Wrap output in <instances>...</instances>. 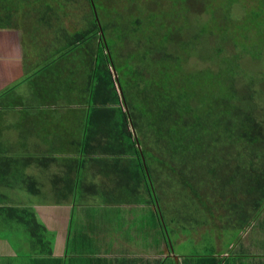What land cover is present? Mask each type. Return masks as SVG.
Returning a JSON list of instances; mask_svg holds the SVG:
<instances>
[{
  "label": "trees",
  "instance_id": "obj_1",
  "mask_svg": "<svg viewBox=\"0 0 264 264\" xmlns=\"http://www.w3.org/2000/svg\"><path fill=\"white\" fill-rule=\"evenodd\" d=\"M196 1L0 0V220L22 223L34 249L51 251L47 226L30 204L10 202L11 189L41 193L33 166L102 168L122 188L132 179L130 196L143 184L160 199L159 169L168 174L162 185L182 180L193 201L224 210L235 229L263 208L264 83L231 61L234 46L260 36L264 0L242 17L233 14L239 0L227 10L207 1L203 15ZM200 34L213 38L216 56L226 47L229 56L191 66ZM15 45L23 49L20 66ZM13 108L25 123H11ZM12 131L21 139L9 138ZM23 137L45 148L30 151Z\"/></svg>",
  "mask_w": 264,
  "mask_h": 264
},
{
  "label": "crops",
  "instance_id": "obj_2",
  "mask_svg": "<svg viewBox=\"0 0 264 264\" xmlns=\"http://www.w3.org/2000/svg\"><path fill=\"white\" fill-rule=\"evenodd\" d=\"M50 166L53 176H48L46 169L41 177L48 182L53 196L41 191L36 196L50 197L41 205L28 200L10 202L33 205L47 226L51 251L34 249L29 231L21 233L24 247L22 243L15 247L13 231L2 232L0 264H264V206L237 229L226 226L227 215L223 214L198 220L197 224L186 216H172L169 225L162 201L152 198L153 193L143 189L147 188L143 184L135 196H130L126 189L128 183H135L132 179L125 180L122 188L123 181L103 173L102 168L66 171L56 164ZM80 171L85 178L79 184ZM236 218L230 216L233 221ZM5 223L14 225L12 219L8 222L6 218ZM207 231L215 235L210 245L213 248L192 254L177 249V243L181 246L191 239L199 242Z\"/></svg>",
  "mask_w": 264,
  "mask_h": 264
},
{
  "label": "rangeland",
  "instance_id": "obj_3",
  "mask_svg": "<svg viewBox=\"0 0 264 264\" xmlns=\"http://www.w3.org/2000/svg\"><path fill=\"white\" fill-rule=\"evenodd\" d=\"M207 1H210V0H197L195 2V5L197 6L196 12L198 15L205 14L204 8H205V5L207 4ZM252 1L253 0H239V2L237 1V3L234 5L233 14H235L236 17L237 16L242 17V15L246 14L250 5H253V6L255 5V3ZM240 2L243 4H239ZM216 3L219 7H221L222 10H227L228 7L231 5L232 0H216ZM244 9L246 10L245 12H244ZM199 27H200L199 25L193 26V29H191V35H190L189 41L193 40V35L197 33ZM210 27L211 26H208L207 29H210ZM212 29L215 30L214 25L212 26ZM252 34L250 35L251 42L253 43L252 45L247 46L245 45L244 41H240L237 44V46H234L237 48L236 55L238 57L235 58V60L231 62L233 65H235L236 63H240V65L244 66L245 69L247 70V71H244L246 74L255 75V76L257 75L259 77V80H262L260 82L264 83V28L259 32L260 36L252 35ZM200 37L201 38H200L199 43L194 44L191 47L192 50H190L191 55H193V58L191 59V66L200 65V66L205 67V66H209L210 63L212 65H215L216 63H220L222 59H226L229 56L228 54L231 53L229 48L226 47V50L222 54H219V56H216L214 47L215 48L217 47L215 46L216 44L214 43L213 38L207 34L206 35L200 34ZM4 44L5 46L10 47L9 40L4 42ZM14 47L16 48L13 49V58H15V62H17V65L20 66L19 62L22 61L23 49H22V46L15 45ZM240 52L246 53V54H241ZM16 58H18V61L16 60ZM239 59L241 60L239 61ZM260 90L264 92V86L263 88L260 87ZM259 104L264 105V96L261 97ZM7 112L9 113V115H11L9 119L11 123H25V122H21L19 118L17 117V115H13L15 113L14 108L10 109ZM20 135L21 134L18 131H12L11 133H9L8 137L11 139H21ZM23 140L27 143L30 151H38V150L45 148V146L42 144L38 145V144L28 143L29 141L26 140L24 137H23ZM20 146L21 144L19 146H16V148L20 149ZM51 147L54 149L56 148L55 146H51ZM38 152H41V151H38ZM33 154H35V152ZM248 160H249L248 158H243L242 162H246ZM29 171L33 174L38 173L41 176L40 167L33 166L29 169ZM247 172H249V169H246V173ZM47 174L48 176H53L52 169H48ZM164 174L165 175H163V172H161V170L159 169L155 170V177H156L155 179H156V184L158 185L157 190L159 192V196L162 201V209L164 210V216L169 222V225H171L170 221L172 220L171 219L172 216H174V219H178L179 216H181V219H182L184 216H186L188 217V221H191L193 224H197L198 220H208V219H211V216L220 215L222 214V211L224 212V210L216 206L213 208V211L209 208L206 209L208 207V204H204L205 202L200 203V201L196 200L195 198L193 201V198H192L193 193L191 191V187L184 186L182 180L180 179L166 181L164 185H162V183L165 181L164 178L168 176L167 173H164ZM41 180H42L40 183L41 191H42L41 194L45 192L48 193L49 192L48 191L49 187L47 186L48 182L45 181L43 178ZM49 193L51 196H53L52 192H49ZM13 196H14L13 198L14 201L16 200L17 202L26 203V200H28L34 204H39V205H41V203L44 204L45 202H43V200L46 199L47 197L50 198L49 196H44V197H41L40 195L36 196V194H32L26 190H24V192L14 191ZM219 199L221 200V198ZM18 224L19 226L13 225L11 227L9 223L6 224L4 221L0 220V235L2 232L13 231L14 236L12 238H13L15 247L20 246L21 243L24 247L25 239L22 238L21 233L25 235L26 233H28V230L24 228L22 223H18ZM207 232L208 233H206V235H203L199 242L191 239L189 241L187 240L181 246L177 243L176 245L177 249L180 252H187L189 254L202 253V252L208 251L209 250L208 248L212 247L210 245L215 240V235L214 233H211L210 231H207ZM172 236L174 239H177V233L175 231H172Z\"/></svg>",
  "mask_w": 264,
  "mask_h": 264
},
{
  "label": "water",
  "instance_id": "obj_4",
  "mask_svg": "<svg viewBox=\"0 0 264 264\" xmlns=\"http://www.w3.org/2000/svg\"><path fill=\"white\" fill-rule=\"evenodd\" d=\"M93 7H94V9H95V5H94V3H93ZM96 17H97V20H99L97 15H96ZM99 24H100V23H99ZM100 27H101V25H100ZM101 32L103 33L102 27H101ZM134 133H135V130H134Z\"/></svg>",
  "mask_w": 264,
  "mask_h": 264
}]
</instances>
